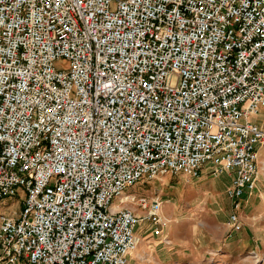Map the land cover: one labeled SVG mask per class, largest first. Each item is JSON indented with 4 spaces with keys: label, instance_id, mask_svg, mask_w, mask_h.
I'll return each mask as SVG.
<instances>
[{
    "label": "built area",
    "instance_id": "obj_1",
    "mask_svg": "<svg viewBox=\"0 0 264 264\" xmlns=\"http://www.w3.org/2000/svg\"><path fill=\"white\" fill-rule=\"evenodd\" d=\"M262 108L264 0H0V264H129L167 174L229 175L240 231Z\"/></svg>",
    "mask_w": 264,
    "mask_h": 264
},
{
    "label": "rangeland",
    "instance_id": "obj_2",
    "mask_svg": "<svg viewBox=\"0 0 264 264\" xmlns=\"http://www.w3.org/2000/svg\"><path fill=\"white\" fill-rule=\"evenodd\" d=\"M256 119L251 117L253 122ZM230 184L227 174H204L199 179L167 174L129 188L123 196H136V200L122 206L137 210L143 219L137 231L140 242L129 264H264V145L259 148L257 188L237 210L240 231L232 230L230 224L236 212L228 195ZM156 198L163 201L168 222L161 237L150 230L149 209L139 205L142 199L150 204ZM120 202L115 198L112 204ZM22 208L23 199L0 202V213L8 216H17Z\"/></svg>",
    "mask_w": 264,
    "mask_h": 264
},
{
    "label": "crops",
    "instance_id": "obj_3",
    "mask_svg": "<svg viewBox=\"0 0 264 264\" xmlns=\"http://www.w3.org/2000/svg\"><path fill=\"white\" fill-rule=\"evenodd\" d=\"M260 117V118H259ZM256 124H258L262 129H264V108L260 110V113L256 116Z\"/></svg>",
    "mask_w": 264,
    "mask_h": 264
},
{
    "label": "bare ground",
    "instance_id": "obj_4",
    "mask_svg": "<svg viewBox=\"0 0 264 264\" xmlns=\"http://www.w3.org/2000/svg\"><path fill=\"white\" fill-rule=\"evenodd\" d=\"M191 193V192H190ZM190 193H189V195H190Z\"/></svg>",
    "mask_w": 264,
    "mask_h": 264
}]
</instances>
